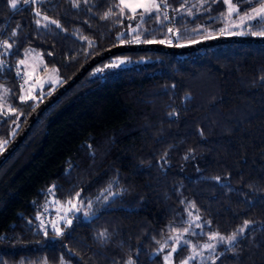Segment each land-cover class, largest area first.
Masks as SVG:
<instances>
[{"label": "trees", "instance_id": "obj_1", "mask_svg": "<svg viewBox=\"0 0 264 264\" xmlns=\"http://www.w3.org/2000/svg\"><path fill=\"white\" fill-rule=\"evenodd\" d=\"M118 4L17 0L14 10L0 0V154L105 50L264 30V16L232 25L264 0H231L235 11L221 0H167L139 22ZM31 53L59 82L29 98L22 70ZM120 60L114 74L96 71ZM51 199L78 207L59 231L38 224ZM234 232L233 245L209 239ZM193 248L205 259L188 264H264V43L112 56L45 110L0 167V264H180Z\"/></svg>", "mask_w": 264, "mask_h": 264}, {"label": "water", "instance_id": "obj_2", "mask_svg": "<svg viewBox=\"0 0 264 264\" xmlns=\"http://www.w3.org/2000/svg\"><path fill=\"white\" fill-rule=\"evenodd\" d=\"M226 43H252L260 44L264 43V37L262 36H224L212 38L204 41H200L195 44L187 46L167 45L159 42L147 43V44H127L119 45L108 50H105L98 55L90 59L70 80L63 83L56 90H54L43 102H41L37 108L31 113L26 120L24 126L14 138V140L7 146V148L0 154V167L6 160V158L12 154L25 140L32 127L39 119V117L47 110L54 102L62 97L67 91H69L80 79L84 77L92 68L97 66L103 61H106L112 56H115L124 52L131 51H159L172 54H186L201 50L205 47L226 44ZM76 215H78V207L75 206ZM96 216H91L86 221H91Z\"/></svg>", "mask_w": 264, "mask_h": 264}, {"label": "rangeland", "instance_id": "obj_3", "mask_svg": "<svg viewBox=\"0 0 264 264\" xmlns=\"http://www.w3.org/2000/svg\"><path fill=\"white\" fill-rule=\"evenodd\" d=\"M122 6V5H121ZM264 6V5H263ZM123 7V6H122ZM262 6L256 8L259 9ZM130 13L131 11L127 8ZM133 14V13H132ZM246 14L252 15L253 18L251 20H244L243 23H241L240 18L233 20L232 25L234 27H244V25L248 26L252 23V20L255 18H260L264 16V14L261 15H255L253 14V11L247 12ZM146 14H143V9H137L136 13L133 14V20L134 21H141L143 17ZM239 25V26H237ZM40 55L38 53H31L24 59V70H22V77H23V85H24V94L27 97H32L35 92L41 90L42 88L46 87L47 85L54 82L55 84H58V80L54 79V75L52 72H46L44 69V66L41 62ZM103 69V73H110L114 74L117 72V68H110V67H99ZM49 210L47 211V218L45 220L51 221V225L53 226V229H59L61 230L63 224H67V220H71L73 216V210L75 209V201L69 200L65 203H61L59 201L50 200ZM43 215V214H42ZM55 226V227H54ZM172 249H177V246L171 247ZM169 253L170 261H172V250ZM181 264V263H180Z\"/></svg>", "mask_w": 264, "mask_h": 264}, {"label": "snow or ice", "instance_id": "obj_4", "mask_svg": "<svg viewBox=\"0 0 264 264\" xmlns=\"http://www.w3.org/2000/svg\"><path fill=\"white\" fill-rule=\"evenodd\" d=\"M29 2H30V0H25V4H28ZM31 2L35 3V0H31ZM221 2L229 4V6H230L229 7V11H235V9L231 7V0H221ZM238 2H239V0H238ZM9 3H10V6H11L12 9H14V10L17 9V0H9ZM79 3H80V0H74V5L76 7H79ZM84 3L87 4L88 0H84ZM121 5L123 6L120 9L121 14L123 13L125 8L129 9L131 11V13H133V14H135L137 9L139 8V9H143V14H147L151 19H156V16L152 15L153 12H156L157 14H159L161 12L162 8H165V7L168 6L167 0H119V4L117 5V7H120ZM252 11H253V14H255V15L264 14V6H262L259 9L253 8ZM36 15L37 16L40 15V12L38 10L36 12ZM108 15H111V12L106 13V17L105 18H107ZM43 18L45 20H48L47 16H45ZM239 18H240L241 23H243V21L246 20V19L247 20H251L253 18V16L252 15H248V14H240ZM164 19H168V17L165 15ZM36 23L39 24L40 21L37 20ZM50 23L56 24L57 27H60V25L55 20H51ZM45 26H47V25H45ZM237 26H239V25H237ZM168 31L172 32L173 29L169 28ZM133 32H137L138 33V29L137 28H133ZM251 34L252 35H260V36L264 37V30H260L259 32H252ZM135 39L137 41H139V39H140L139 34H137L135 36ZM144 42L145 43H155L156 41H153V40L149 39V40H145ZM159 42L160 43H164V41H159ZM91 43L92 42H89V46H91ZM7 46L10 47V45H7ZM177 46H180V45H177ZM21 63H23V61H21ZM124 63H126V61L120 60L118 63L108 64V65H106V67L118 68L121 64H124ZM96 71L97 72H102L103 69L98 68V69H96ZM29 98H31V97H29ZM66 223L71 224V220H67ZM247 225H248V221H245L244 226H241L238 229V233L242 235L245 232V228L247 227ZM55 230L59 231V229H55ZM238 233L234 232V233L231 234V236H228V237L220 236L219 234H213V235H211L209 237V239L210 240H215L218 243L224 242V243H227L228 245H233L236 242V240H237ZM101 235H104V234L102 233ZM184 243H185V245H187L188 241H184ZM204 247L208 248L210 252H215L216 244H207ZM172 251L174 252L175 249H172ZM198 258L200 260L205 259L204 257H202L200 255V253L196 252L195 248H193L192 255L190 257L186 258L184 261H182L181 264H188V262L190 260L191 261H195ZM169 259H170L169 256H165V260H169ZM127 264H133V262L132 261H128Z\"/></svg>", "mask_w": 264, "mask_h": 264}, {"label": "built area", "instance_id": "obj_5", "mask_svg": "<svg viewBox=\"0 0 264 264\" xmlns=\"http://www.w3.org/2000/svg\"><path fill=\"white\" fill-rule=\"evenodd\" d=\"M49 210L48 207H46L43 211V215L42 217H40V219L38 220V224H40V226H43L44 228H48L51 226V221H47L45 220L47 218V211Z\"/></svg>", "mask_w": 264, "mask_h": 264}]
</instances>
